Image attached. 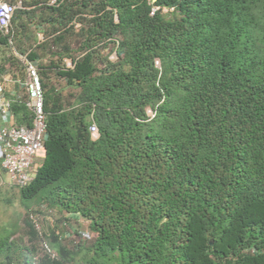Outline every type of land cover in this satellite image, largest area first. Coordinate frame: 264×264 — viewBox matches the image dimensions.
<instances>
[{
  "label": "trees",
  "instance_id": "trees-1",
  "mask_svg": "<svg viewBox=\"0 0 264 264\" xmlns=\"http://www.w3.org/2000/svg\"><path fill=\"white\" fill-rule=\"evenodd\" d=\"M21 1L0 74L25 55L47 113L22 201L89 235L69 244L27 218L19 264H264V0ZM13 111L30 124L25 98ZM16 246L0 233V264Z\"/></svg>",
  "mask_w": 264,
  "mask_h": 264
},
{
  "label": "built area",
  "instance_id": "built-area-1",
  "mask_svg": "<svg viewBox=\"0 0 264 264\" xmlns=\"http://www.w3.org/2000/svg\"><path fill=\"white\" fill-rule=\"evenodd\" d=\"M21 6V0L15 2L0 0L1 32L9 33L13 15L16 9ZM11 44L13 45V41ZM22 61L25 66L26 79L19 85L24 92L15 95V98H8L0 83V164L4 172L9 175L12 185L17 188H24L33 181L45 157L47 132V113L45 112V96L41 76L37 66L26 56L22 58ZM67 65H72L70 60L67 61ZM156 65L160 67L159 61H156ZM23 98L31 112V122L19 125L15 122L13 103L15 100H23ZM149 114L155 115L152 111ZM89 131L93 139L98 137V128L95 122L91 123ZM42 247L52 257H56V253L46 240L42 241Z\"/></svg>",
  "mask_w": 264,
  "mask_h": 264
},
{
  "label": "rangeland",
  "instance_id": "rangeland-1",
  "mask_svg": "<svg viewBox=\"0 0 264 264\" xmlns=\"http://www.w3.org/2000/svg\"><path fill=\"white\" fill-rule=\"evenodd\" d=\"M164 13H168V10L164 9ZM111 56L113 60L116 58L114 52ZM64 95L68 96L69 91L64 90ZM27 218L33 221L36 228L44 236L50 235L55 230L58 233H63L64 241L69 244L73 243V238L70 239L69 237V231L74 229L86 233L89 231V223L86 220L82 218L68 220L56 208L50 207L45 200L37 198L28 204L24 203L20 189L12 185L9 175L3 171L0 164V233H11L12 239L17 245L11 249L10 253H5L2 264H8L10 256L14 257L17 264H19L20 259L17 258L21 257L22 252L20 249L29 245L28 238L25 235V220ZM65 227L67 228L65 229ZM46 241L50 243V240L46 239ZM32 247L36 251L35 255L41 254L42 251L38 241ZM8 255L10 256L8 257Z\"/></svg>",
  "mask_w": 264,
  "mask_h": 264
},
{
  "label": "crops",
  "instance_id": "crops-1",
  "mask_svg": "<svg viewBox=\"0 0 264 264\" xmlns=\"http://www.w3.org/2000/svg\"><path fill=\"white\" fill-rule=\"evenodd\" d=\"M7 1L11 2L12 0H7ZM36 37L38 39H42L43 36L41 33L38 32ZM14 53L17 57H19V59L23 63L22 58L25 57V55H21L19 52H17V50H15ZM1 62H2V55L0 52V63ZM12 72H13L12 68L10 66H6V71L0 74V83L3 85L4 94L8 98H15V95L22 94V92H24L21 86L19 85V83L26 79L25 66L23 67L21 71H16L15 73H12ZM68 217H71V216H68ZM71 219L76 220L75 218H71ZM76 230L77 229H74L71 232H75ZM74 234L73 233L69 234L71 235L70 238H73V239L76 238L77 236H75ZM85 234L89 235L86 232Z\"/></svg>",
  "mask_w": 264,
  "mask_h": 264
}]
</instances>
